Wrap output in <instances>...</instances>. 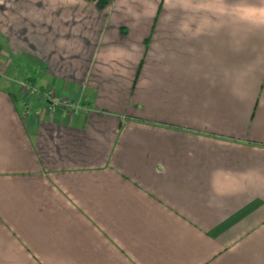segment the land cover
<instances>
[{
    "label": "crops",
    "instance_id": "0c3cea01",
    "mask_svg": "<svg viewBox=\"0 0 264 264\" xmlns=\"http://www.w3.org/2000/svg\"><path fill=\"white\" fill-rule=\"evenodd\" d=\"M188 15L0 0V264H264V30L237 50ZM29 79L80 108L25 105Z\"/></svg>",
    "mask_w": 264,
    "mask_h": 264
},
{
    "label": "clouds",
    "instance_id": "9594fccd",
    "mask_svg": "<svg viewBox=\"0 0 264 264\" xmlns=\"http://www.w3.org/2000/svg\"><path fill=\"white\" fill-rule=\"evenodd\" d=\"M166 3L169 0H165ZM176 2L189 12L178 24L177 35L181 38L199 39L202 36L215 38L226 33L231 37L232 43L239 48L242 43L239 30L236 25L246 24L251 29L264 30V7L249 5L243 7L255 8L253 15H247L242 6L230 5L227 0H221V6L217 8H204L196 3V0H176ZM192 3V8L186 5Z\"/></svg>",
    "mask_w": 264,
    "mask_h": 264
},
{
    "label": "built area",
    "instance_id": "2783aa9c",
    "mask_svg": "<svg viewBox=\"0 0 264 264\" xmlns=\"http://www.w3.org/2000/svg\"><path fill=\"white\" fill-rule=\"evenodd\" d=\"M18 85L22 90L25 105L32 101H38L46 105L51 112H55L57 109L80 108L72 105L67 99L60 98L51 91L40 90L26 81H20ZM25 114L29 115L30 111L26 110ZM33 114L37 115L38 112H33Z\"/></svg>",
    "mask_w": 264,
    "mask_h": 264
},
{
    "label": "trees",
    "instance_id": "16d2710c",
    "mask_svg": "<svg viewBox=\"0 0 264 264\" xmlns=\"http://www.w3.org/2000/svg\"><path fill=\"white\" fill-rule=\"evenodd\" d=\"M97 3V6L99 8H104L107 4H108V0H93ZM28 83H30L31 85H33V79H29L28 81H26Z\"/></svg>",
    "mask_w": 264,
    "mask_h": 264
}]
</instances>
